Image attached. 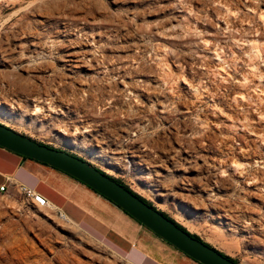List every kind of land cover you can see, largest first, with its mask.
Masks as SVG:
<instances>
[{
	"label": "rangeland",
	"instance_id": "1",
	"mask_svg": "<svg viewBox=\"0 0 264 264\" xmlns=\"http://www.w3.org/2000/svg\"><path fill=\"white\" fill-rule=\"evenodd\" d=\"M29 29L41 55L5 63ZM66 39L88 46L90 68L59 61ZM0 51V123L112 178L142 150L123 184L238 264H264V0H0ZM42 209L16 185L0 193V264H131Z\"/></svg>",
	"mask_w": 264,
	"mask_h": 264
},
{
	"label": "crops",
	"instance_id": "2",
	"mask_svg": "<svg viewBox=\"0 0 264 264\" xmlns=\"http://www.w3.org/2000/svg\"><path fill=\"white\" fill-rule=\"evenodd\" d=\"M0 185H23L39 194L73 225L131 264H200L76 179L3 148Z\"/></svg>",
	"mask_w": 264,
	"mask_h": 264
},
{
	"label": "water",
	"instance_id": "3",
	"mask_svg": "<svg viewBox=\"0 0 264 264\" xmlns=\"http://www.w3.org/2000/svg\"><path fill=\"white\" fill-rule=\"evenodd\" d=\"M0 148L76 179L120 208L157 237L200 264H237L214 247L179 228L160 211L86 160L41 144L0 123ZM110 170L114 169L109 167Z\"/></svg>",
	"mask_w": 264,
	"mask_h": 264
},
{
	"label": "bare ground",
	"instance_id": "4",
	"mask_svg": "<svg viewBox=\"0 0 264 264\" xmlns=\"http://www.w3.org/2000/svg\"><path fill=\"white\" fill-rule=\"evenodd\" d=\"M38 21H40V20H38ZM46 22V21H45ZM37 24V23H36ZM42 24H44V21H42ZM63 25V24H62ZM36 26V25H35ZM66 26V25H65ZM75 26V25H74ZM30 28V27H29ZM77 28H79V27H77ZM45 29V28H44ZM23 30V29H22ZM22 30H19L20 32H17V34L14 36V38H13V41H12V43H8L9 45L6 47V48H4L3 50H2V52H3V55L1 56L3 59H4V62L5 63H11V62H13L15 59V56L14 55H19V57L20 58H22V59H24L25 60V56L27 55V54H31L32 56H31V58L32 57H35V56H38V55H41V50H42V48H44L45 46L41 43V34H40V32L38 33V32H34V31H31L30 29H29V31L30 32H26V31H22ZM32 30H33V28H32ZM38 30V29H37ZM22 31V32H21ZM36 31V30H35ZM59 32V37H64V38H66V37H68L67 35V30H66V28H62V29H60V30H58ZM80 31V30H79ZM69 32V31H68ZM81 32V31H80ZM57 33V34H58ZM43 34H45V33H43ZM43 37V36H42ZM51 37V36H50ZM56 37V36H55ZM70 37V36H69ZM44 38V37H43ZM46 39V38H45ZM49 39H51V38H49ZM74 39H72V41H73ZM11 41V40H10ZM48 43H49V41L50 40H46ZM56 41V39L54 40V42ZM63 41V40H62ZM66 41L69 43V45L68 46H65L66 44H64L63 42H62V48L64 49L63 50V56H61L62 58L60 59V58H58L59 59V61L60 62H62L63 63V65H64V67H70V68H73V69H83V68H90L91 67V65H90V60H88L87 59V57L90 55V53H89V51L86 49V48H84V47H88V46H86L85 44H83V45H77V46H73V45H71L70 43H71V41L69 40V39H66ZM58 42V41H57ZM60 42H61V40H60ZM72 43H74V41L72 42ZM80 43V42H79ZM85 43V42H84ZM45 44H46V42H45ZM51 44H53L54 45V43H51ZM75 44V43H74ZM76 44H77V42H76ZM87 44V43H86ZM5 45V44H4ZM48 45V44H47ZM55 45H56V42H55ZM54 45V46H55ZM44 46V47H43ZM49 46H51V45H49ZM49 46H47V47H49ZM47 47H46V49H47ZM53 47V46H52ZM51 47V48H52ZM77 47H79V48H77ZM83 47V48H82ZM50 48V49H51ZM57 48V47H56ZM61 48V47H60ZM54 50V49H53ZM56 50V49H55ZM48 51V50H47ZM1 52V51H0ZM50 52V51H49ZM53 52V51H52ZM57 52V51H56ZM54 53H55V51H54ZM58 53V52H57ZM34 55V56H33ZM45 54H43V56H44ZM14 57V58H13ZM39 57V56H38ZM41 57V56H40ZM17 58V57H16ZM20 58H19V60H20ZM21 59V60H22ZM27 59V58H26ZM28 59H30V58H28ZM27 59V60H28ZM37 59V58H36ZM92 59V58H91ZM95 59V58H94ZM33 60H35V59H32V61ZM23 61V60H22ZM94 61V60H93ZM26 62V61H25ZM29 62V61H28ZM34 62V61H33ZM16 63H20V61L19 62H16ZM24 63V62H23ZM29 65V64H28ZM28 65H26L25 64V66H27V69H28ZM96 65V64H95ZM94 65V66H95ZM18 66H20V65H18ZM24 66V67H25ZM21 67V66H20ZM96 67H98V66H96ZM36 68V67H35ZM93 68H95V67H93ZM100 68V67H99ZM23 69H25V68H23ZM67 70H69V69H67ZM25 71V70H24ZM30 71V70H29ZM53 71V70H52ZM72 71V70H71ZM95 71H96V68H95ZM94 71V72H95ZM75 72V71H74ZM80 73V72H79ZM35 98V97H34ZM43 99H41L40 101H42ZM36 101H38L39 102V98L37 97L36 98ZM44 103V102H43ZM45 104H47V103H45ZM43 106V105H42ZM44 107V106H43ZM43 107H39V105H36V108H35V110H37V113H41V112H43V110H44V108ZM48 108V107H47ZM52 106H51V109L50 110H52ZM36 113H34L33 115H35ZM61 128V127H60ZM61 132H63V135H68V136H70L69 134H68V132H67V130L65 129H62V130H60ZM140 151H142V150H134V152H131V154L129 155V156H125V163H128L129 165H125V166H123V167H127L128 169L127 170H124V169H121V170H123L124 172H126V173H131V172H133V173H135L136 172V169H135V166H137V167H140V166H142V165H146L145 163H146V160H144L143 158H141L142 157V155H139V153H140ZM144 151V150H143ZM146 151V150H145ZM136 153V154H135ZM148 156V155H147ZM137 158H141L140 159V161H141V163L139 162V163H135V160L137 159ZM167 159V158H166ZM171 159H172V157H171ZM159 160H161V159H159ZM173 161H174V158L172 159ZM186 160V159H185ZM148 161V160H147ZM151 161V160H150ZM168 161V160H167ZM193 161V160H192ZM163 162V161H162ZM161 162V163H162ZM153 163V164H152ZM151 164L150 163H148L149 165H147L148 167H150V168H146L147 170H149L150 171V169H151V172H153V173H146L145 175H143V176H141V181H145L146 183H149L150 185H153V179H154V177L155 176H157L158 174H159V172L157 171V169H159L160 167H162L163 165H161V163H160V165H158V162H152ZM166 163V162H165ZM169 163V162H168ZM184 163H186V162H184ZM191 163V162H190ZM163 164V163H162ZM189 164V163H188ZM166 165V164H165ZM179 166V165H178ZM190 166V165H189ZM117 167V166H116ZM143 167V166H142ZM142 167H140V168H138V169H143L144 170V168H142ZM184 167V166H183ZM186 167V166H185ZM169 168V167H168ZM168 168L167 167H165V169L170 173L171 171H170V169L168 170ZM185 169V168H184ZM190 169H192V170H196V166H192L191 165V167H190ZM175 171V170H174ZM181 171V170H180ZM184 171V170H183ZM158 172V173H157ZM186 172V171H185ZM162 174V173H161ZM161 174H160V176H161ZM169 175V174H168ZM194 178V177H193ZM163 179H164V177H163ZM157 181H158V179H157ZM160 182V181H159ZM165 183V181L163 182V185H162V181H161V186H162V190L159 192V196L160 197H164V198H167L168 196H169V194L167 193V191H166V189H168L169 187V185H165L164 184ZM178 184V183H177ZM180 184H182V185H184V186H186V185H191V184H193V185H197V186H200L201 187V189H203V191L206 189L205 187H204V184H203V186H202V181L201 180H199V179H189V178H186V177H184V178H182L181 180H180ZM175 185V184H174ZM192 185V186H193ZM171 186V185H170ZM178 186V185H177ZM180 187V186H179ZM169 190V189H168ZM171 190V189H170ZM173 190V189H172ZM174 192V191H173ZM175 193V192H174ZM171 196H173L174 198L175 197H177L178 199H180L181 201H183L184 203H188V204H191V205H193V207L196 209V210H199V207H198V205L193 201V198H191V197H189V196H182V195H178V194H172ZM38 207H41V206H39L38 205ZM201 207V206H200ZM41 208H43L44 209V211H46V214H45V216H47V218H49V219H53L52 217V210H54V207H52L49 203H48V205H46V206H43V207H41ZM42 209V210H43ZM223 217H225V218H227V219H231V217H229V215L228 214H225ZM61 218L62 219H65V220H67V218L64 216V215H61Z\"/></svg>",
	"mask_w": 264,
	"mask_h": 264
},
{
	"label": "built area",
	"instance_id": "5",
	"mask_svg": "<svg viewBox=\"0 0 264 264\" xmlns=\"http://www.w3.org/2000/svg\"><path fill=\"white\" fill-rule=\"evenodd\" d=\"M124 164L125 165H129L128 163H124ZM111 167L114 168V169L111 170L112 173L116 174V176L113 179H115L116 181H121L123 183V178L126 176V174H129L130 172L126 173L123 170H121L119 167H116L115 165H112ZM8 182L10 183V181H8ZM7 189H8L7 186L0 185V193L6 192ZM18 189L24 196H26V198H28L30 201H32L36 206L39 205V206L43 207V206L48 205V202L42 196H40L39 194L29 190L27 187H25L23 185H19ZM58 213H59L60 216L63 215L60 212H58Z\"/></svg>",
	"mask_w": 264,
	"mask_h": 264
},
{
	"label": "trees",
	"instance_id": "6",
	"mask_svg": "<svg viewBox=\"0 0 264 264\" xmlns=\"http://www.w3.org/2000/svg\"><path fill=\"white\" fill-rule=\"evenodd\" d=\"M102 172V171H101ZM104 173V172H102ZM121 185H123L126 189H128L129 191H131L134 195L138 196L141 200H143L145 203L149 204L150 206H152L151 203H149L147 200H145L144 198H142L141 196H139L138 194H136L135 192H133L128 186L124 185L121 181H118ZM153 207V206H152ZM165 217H167L169 220L173 221L179 228H181L182 230H184L185 232L189 233L185 228H183L181 225H179L178 223H176L173 219H171L168 215H166L165 213L161 212ZM126 214V213H125ZM191 236H193L194 238L201 240L198 236L191 234ZM105 245H107L108 247H110L108 244L104 243ZM207 244V243H206ZM209 245V244H207ZM223 254V253H222ZM225 255V254H223ZM226 256V255H225ZM227 258L231 259L232 261H234L235 263L238 264V262L232 258H230L229 256H226Z\"/></svg>",
	"mask_w": 264,
	"mask_h": 264
},
{
	"label": "flooded vegetation",
	"instance_id": "7",
	"mask_svg": "<svg viewBox=\"0 0 264 264\" xmlns=\"http://www.w3.org/2000/svg\"><path fill=\"white\" fill-rule=\"evenodd\" d=\"M72 155H74V154H72ZM76 156V155H75ZM78 157V156H77ZM98 169V168H97Z\"/></svg>",
	"mask_w": 264,
	"mask_h": 264
}]
</instances>
